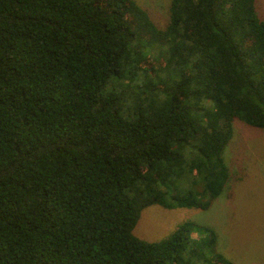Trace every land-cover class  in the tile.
I'll return each mask as SVG.
<instances>
[{"label": "trees", "instance_id": "trees-1", "mask_svg": "<svg viewBox=\"0 0 264 264\" xmlns=\"http://www.w3.org/2000/svg\"><path fill=\"white\" fill-rule=\"evenodd\" d=\"M264 129L257 0H0V264H239L213 227L134 234L142 211L208 209L233 121Z\"/></svg>", "mask_w": 264, "mask_h": 264}, {"label": "rangeland", "instance_id": "rangeland-1", "mask_svg": "<svg viewBox=\"0 0 264 264\" xmlns=\"http://www.w3.org/2000/svg\"><path fill=\"white\" fill-rule=\"evenodd\" d=\"M159 27L169 20L171 0H135ZM264 19V0H257ZM230 181L208 209L160 205L146 207L134 228L140 238L157 241L182 222L213 227L218 249L239 264H264V129L233 121V137L225 150Z\"/></svg>", "mask_w": 264, "mask_h": 264}]
</instances>
